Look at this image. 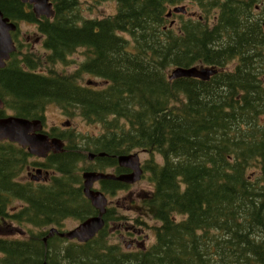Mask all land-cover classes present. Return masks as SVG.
<instances>
[{
  "label": "trees",
  "instance_id": "1",
  "mask_svg": "<svg viewBox=\"0 0 264 264\" xmlns=\"http://www.w3.org/2000/svg\"><path fill=\"white\" fill-rule=\"evenodd\" d=\"M50 1L55 17L39 20L20 0H0L11 22L37 25L46 51L34 56L19 46L0 69V117L45 122L54 105L65 117L102 129L85 136L52 128L48 135L66 145L46 159L0 142V226L29 228L27 236H0V264H264V12L256 14L258 0H91L115 2L116 13L103 18H86L82 0ZM179 6L197 12L186 8L169 17ZM80 50L84 59L75 71L57 70ZM178 67L218 72L206 81L170 80ZM85 75L102 83L83 84ZM139 150L150 155L143 168L153 190L145 200L159 222L150 247L110 243L115 208L87 243L56 235L44 241L48 229L98 214L84 193V171L116 168L119 156ZM86 152L104 156L85 167ZM32 168L51 175L24 179ZM101 186L110 196L129 187L112 180Z\"/></svg>",
  "mask_w": 264,
  "mask_h": 264
},
{
  "label": "rangeland",
  "instance_id": "2",
  "mask_svg": "<svg viewBox=\"0 0 264 264\" xmlns=\"http://www.w3.org/2000/svg\"><path fill=\"white\" fill-rule=\"evenodd\" d=\"M82 2L83 15L86 18H103L116 13L117 7L115 2H105L101 5H95L91 0H82ZM257 6L259 7H257L258 10L256 14L260 15L262 12H264V0H258ZM186 8L190 12H197V9L193 7L187 6ZM172 21H177L178 24L180 21V16L174 17ZM19 29L17 39L21 45L17 43V46H22L21 49L19 48L20 51H22V53H32L34 56H46V51L43 46V37L39 34L37 26L32 23L21 22L19 24ZM83 59L84 52L80 50L71 57V62L69 64L66 66H58L57 70L60 72L63 71L72 73L77 69L78 62L82 61ZM46 70V68L40 69L41 72H47ZM89 81L95 82L97 84L102 83L101 80L95 79L89 75H85L83 77L82 83L86 84ZM67 124H70V126H67ZM45 127L47 131H50L52 128H57V132L64 131L69 128L80 135L85 136L98 135L102 129L100 124H89L79 116L67 118L63 115L62 111L54 105L49 106L46 109ZM135 152L139 153L142 164H144L145 160L150 158V155L143 150ZM158 159L161 160L160 157H158ZM84 165L85 167H90L95 164H91V162L88 161V163ZM28 172H30L32 176H37L36 172L32 168L25 173L24 179L31 178ZM95 188L100 189L99 184H96ZM152 190L153 185L146 176L140 182L133 184L124 192H121L114 197L108 196V205H110V207H116L115 210L118 217V220L110 221L109 224L110 243L121 244L124 250H138L139 246L136 245L132 246L130 249L127 248L130 243H133V239L136 235L139 236V243L145 242V248L150 247L155 242L154 229L159 226V222L155 219L150 204L145 200L149 195H151ZM16 205H19V203ZM78 225L79 222L76 220H67L65 222L64 230H72ZM12 228L17 230L13 233H10ZM28 229L29 228L27 226L19 228V226L16 224L9 223L8 227L0 226V236L11 234L23 237L27 236L26 231ZM135 229L137 230L135 231ZM122 235H125V240L122 239Z\"/></svg>",
  "mask_w": 264,
  "mask_h": 264
},
{
  "label": "water",
  "instance_id": "3",
  "mask_svg": "<svg viewBox=\"0 0 264 264\" xmlns=\"http://www.w3.org/2000/svg\"><path fill=\"white\" fill-rule=\"evenodd\" d=\"M22 3H29L33 7V11L37 18L46 17L53 19L55 17L54 5L50 0H20ZM186 13L185 7H177L169 12V17L172 13ZM18 29V25L11 22L9 18L5 17L0 10V69L6 66V63L10 60L11 55L16 51V46L12 37V32ZM217 69L214 68H175L171 71L170 80L179 78H195L206 81L210 79L212 75L217 73ZM93 84L92 81L88 82V85ZM5 103L0 96V110L4 109ZM43 121L39 119L29 120L18 116H6L0 117V142L9 141L20 145L28 150V152L38 158L45 159L52 153L63 152L64 143L59 138H50L43 132ZM96 156L90 154V159ZM104 156V153L99 154ZM119 166L131 170L130 173L115 175L99 172L87 171L83 174L84 179V193L87 199H89L92 205L98 210V214L87 218L82 221L76 228L68 231H60L54 227L49 230L48 235L44 238L47 242L48 238L55 235L62 239L69 241H77L79 243H87L94 239L106 226L105 214L107 211L108 200L106 195L94 189L96 182L102 180H115L123 182L128 185L139 182L144 174L141 167L139 154L121 155L118 157ZM37 175L42 176L43 170L38 169ZM46 175L49 172L46 171ZM38 180V178L34 177ZM44 264H49L45 262Z\"/></svg>",
  "mask_w": 264,
  "mask_h": 264
},
{
  "label": "flooded vegetation",
  "instance_id": "4",
  "mask_svg": "<svg viewBox=\"0 0 264 264\" xmlns=\"http://www.w3.org/2000/svg\"><path fill=\"white\" fill-rule=\"evenodd\" d=\"M23 5H24V7L27 9V10H31V11H33V7L29 4V3H23ZM34 13V12H33ZM35 15V14H34ZM20 30V29H19ZM19 30L17 31V32H15L14 34V37H15V41L17 42L18 41V39H17V34L19 33ZM95 154V153H94ZM96 156H94L93 157V159H90V153H88V160L90 161V162H92V163H95L96 162V159L97 158H101V156H99V154H95ZM103 158V157H102ZM118 169L120 170L119 172L120 173H118L117 171H118ZM107 172H110V173H113V174H115V175H117V176H119V175H122V174H126V173H130V171L128 170V169H124V168H121V167H119V166H117L116 168H110V169H107L106 170ZM93 172H101V170L100 171H93ZM28 174L31 176V177H33L32 176V174L30 173V172H28ZM45 180V179H48L46 176L45 177H42L41 178V180ZM112 181H115V180H112ZM115 182H118V181H115ZM119 183H123V182H119ZM96 184H99V187H100V189H96V190H99V191H101V188H102V181H99L98 183H96ZM95 184V185H96ZM124 185H127L126 183H123ZM128 186V185H127ZM128 189V188H127ZM126 188H124V189H121L120 191H118L117 193H116V195L117 194H119V193H121V192H124L125 190H127ZM102 192V191H101ZM103 193H105V192H103ZM106 194V193H105ZM107 195V194H106ZM112 197V196H110V195H107V197ZM107 208H109V209H112V208H115L116 209V207H110V205H108V207ZM137 229H135V231H136ZM138 232V231H137ZM122 239L123 240H125V235H122ZM138 239H139V236L138 235H136L135 236V238L133 239V243H130L128 246H127V248L128 249H130V248H132V246H134V245H136V246H139V248L140 249H144L145 248V245H144V243L145 242H143V243H139V241H138ZM133 244V245H132Z\"/></svg>",
  "mask_w": 264,
  "mask_h": 264
},
{
  "label": "bare ground",
  "instance_id": "5",
  "mask_svg": "<svg viewBox=\"0 0 264 264\" xmlns=\"http://www.w3.org/2000/svg\"><path fill=\"white\" fill-rule=\"evenodd\" d=\"M34 12V11H33ZM35 14V13H34ZM200 69H202V68H207V67H199Z\"/></svg>",
  "mask_w": 264,
  "mask_h": 264
}]
</instances>
